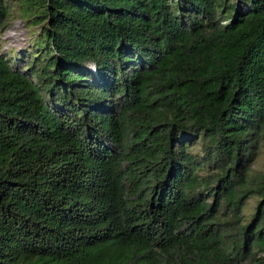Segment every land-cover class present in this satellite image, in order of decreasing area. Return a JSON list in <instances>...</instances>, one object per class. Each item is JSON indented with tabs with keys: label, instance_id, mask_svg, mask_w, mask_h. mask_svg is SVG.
<instances>
[{
	"label": "trees",
	"instance_id": "1",
	"mask_svg": "<svg viewBox=\"0 0 264 264\" xmlns=\"http://www.w3.org/2000/svg\"><path fill=\"white\" fill-rule=\"evenodd\" d=\"M245 1L19 0L41 32L28 56L0 43V264H264V0Z\"/></svg>",
	"mask_w": 264,
	"mask_h": 264
},
{
	"label": "rangeland",
	"instance_id": "2",
	"mask_svg": "<svg viewBox=\"0 0 264 264\" xmlns=\"http://www.w3.org/2000/svg\"><path fill=\"white\" fill-rule=\"evenodd\" d=\"M9 1L13 4V11L3 30H0L1 49L21 57L28 56L30 53H33L32 50L38 48L37 37L41 32V23L33 22L29 15L23 13L19 0ZM234 2L237 7H242L243 9L248 7L245 0H234ZM90 67L93 69L91 77L98 80L96 66L91 62ZM189 142L186 150L190 152L202 151V144L199 139H192ZM250 165L252 169H264V144L261 145L260 151L252 159ZM256 199L255 195L250 196L248 199V203L244 207L245 220H248L250 214H252Z\"/></svg>",
	"mask_w": 264,
	"mask_h": 264
},
{
	"label": "built area",
	"instance_id": "3",
	"mask_svg": "<svg viewBox=\"0 0 264 264\" xmlns=\"http://www.w3.org/2000/svg\"><path fill=\"white\" fill-rule=\"evenodd\" d=\"M94 69H95V67H94Z\"/></svg>",
	"mask_w": 264,
	"mask_h": 264
}]
</instances>
